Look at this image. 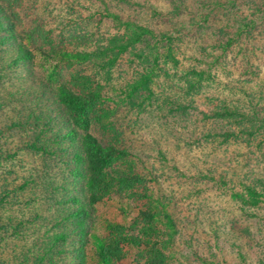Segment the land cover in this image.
<instances>
[{
  "label": "rangeland",
  "instance_id": "rangeland-1",
  "mask_svg": "<svg viewBox=\"0 0 264 264\" xmlns=\"http://www.w3.org/2000/svg\"><path fill=\"white\" fill-rule=\"evenodd\" d=\"M223 1L230 0H175L174 5L179 6L177 13L168 0H21L23 3H15L14 8L17 7L22 18L16 30L30 28L39 17L44 23L42 33L37 35V44L28 46L30 60L18 73L6 65L15 58L22 41L8 40L0 45V122L9 126L18 121L19 104L14 97L21 91L22 81H26L22 84L24 89L31 84L55 87L67 83L79 91L80 84L73 82L71 76L77 72L88 73L103 88L106 104L110 108L118 105L113 121L124 132L120 138L122 144L129 147L134 158L140 159V162L136 160V169L143 172L146 167L157 176L156 182L147 185L151 190L147 193L152 198H134L126 194L106 196L94 206L93 225L87 229L85 238L89 264H97L92 237L108 236L106 228L110 223L123 224L129 230L140 211L149 217L136 222L129 234L140 229L148 239L164 244L172 236L166 226L168 215L177 224L179 232L166 249V264H264V197L256 196L243 203L231 196L233 192H240L248 199L241 186L243 182L257 183L260 190H264V128L242 125L231 131L229 124L235 127L234 120L210 123L204 121L203 116L222 110V106L231 110L238 106L247 108L248 98L254 96V103L258 110L261 109L260 118L264 120V15L259 16L255 28L247 30L240 39L235 38L236 42L227 53H223L220 46L238 32L241 27L238 17L256 14L254 2L264 1L236 0V6L230 11L212 13L213 4ZM3 4L8 7L7 2ZM110 15L148 27L159 35L171 36L175 48L179 47L174 50L179 68L175 69L168 61L165 49L156 55L149 43L146 47L135 45V49L118 58L115 66L105 67L104 72L94 73L97 70L92 64L68 65L62 61V51L104 50L112 37H121L124 29L119 28ZM206 15H210L208 21H205ZM180 30L186 37L181 41L177 37ZM17 35L25 39L24 34L18 32ZM23 42L28 45L26 40ZM139 54L146 56V63L138 59ZM214 59L221 65H215ZM145 67H158L169 76L160 73V87L153 86L155 96L142 103L136 95L126 96L123 89L133 84ZM191 67L210 71L213 80L198 79L194 83L195 90L184 96L185 81L196 78L183 72ZM178 98L184 105L193 102L184 120L169 113ZM40 111L46 109L41 106L35 112L39 115ZM100 129L94 126L92 133L114 143L108 129L104 134ZM229 132L231 136L226 140L225 134ZM7 134L11 140H19L21 136V132L13 129ZM29 135L23 132L24 140ZM15 162L17 171L23 174L13 177L14 186L24 183L22 180L27 179L32 167H37L39 158L19 153ZM3 173L0 168V179ZM219 181H224L225 187H220ZM58 186L61 183L58 182ZM134 191L144 193L141 187ZM28 193V190L20 193L24 205L29 201L31 193ZM59 199L60 194L57 201ZM257 199L258 205H253ZM45 205L43 200L33 204L34 209L42 211V217H46ZM5 211L14 217L25 213L23 207L18 209L15 205L3 208L2 213ZM29 213L25 221L39 212ZM25 227L29 229L30 226ZM25 233L27 236L18 235L17 256L22 245L27 243V237L33 239L42 232L27 230ZM122 246L124 254L119 264H134L135 259L143 264L149 259ZM4 257L11 261L8 264L16 261H12L11 256Z\"/></svg>",
  "mask_w": 264,
  "mask_h": 264
},
{
  "label": "trees",
  "instance_id": "trees-1",
  "mask_svg": "<svg viewBox=\"0 0 264 264\" xmlns=\"http://www.w3.org/2000/svg\"><path fill=\"white\" fill-rule=\"evenodd\" d=\"M168 1L174 5L175 0ZM4 2H7L8 7L4 6ZM16 2L23 3L21 0H0V45L8 40L22 41L15 58H12L9 63L6 62V66L10 67L15 74L19 69L22 70L30 60L31 51L28 46L33 47L37 44V35L42 33L44 23V19L39 17L33 21L30 28L26 30L21 28L22 31L16 30L22 20L20 13L16 10L17 7L14 8ZM235 6L236 0H230L227 3L226 1L216 2L211 10L212 13L221 10L226 13ZM254 6L256 14L245 18L238 17L241 27H238V32L229 38L225 45H220L223 53H227L226 51L236 42V39L247 34V30L258 25L259 16L264 15V3L254 2ZM173 11L177 13L179 6L174 5ZM110 16L119 28L124 29L121 37H112L109 40L111 46L109 45L104 50L97 48L91 52L74 49L62 51L60 57L62 61L68 65L92 64L93 69L97 70H93L94 73H97L103 71L105 67L109 69V66H115L118 58L126 51L135 49V45L140 44L146 47L149 43L152 44L156 55L161 49H165L168 52V61L175 69L179 68L180 63L174 52L179 47L175 48L171 36L159 35L135 22L122 21L117 15ZM209 17L210 15H206L205 21H208ZM182 29H184L183 26ZM16 31L24 34L25 39H20ZM181 31L177 32L180 41L186 38ZM3 34L6 35L2 36ZM24 40L28 45L23 42ZM38 49L44 53L39 47ZM45 56L48 58L46 54ZM137 57L147 62L145 55L139 54ZM213 62L215 65L216 63L218 66L221 65L217 59ZM14 66L18 68L15 70ZM56 68L55 66L54 69ZM183 72L188 77H196L194 80L187 78L185 81L182 86L184 96L195 90L194 83L198 79L213 80V76L207 70L197 71L191 67ZM82 73L77 72L71 76L73 82L80 84L77 87L79 91H75L67 83L58 84L55 87L47 84L36 86L31 84V87L24 89L22 84L26 81H22L21 91H18V95L14 97L19 104L18 121H13L9 126L0 122V168L4 170L0 179V264L11 262L9 259L4 260L6 259L4 256L7 258L11 256L12 261L16 260V264H89L86 250L88 243L85 238L87 229L93 225L94 206L102 202L106 196L119 197L126 194L134 198H152L147 193H151L147 185L156 182L157 176L146 167V172L136 169V160L140 162V159L134 158L129 147L122 144L120 138L124 136V132L113 121L118 105L114 104L115 107L110 108L106 104L103 88L93 81V76ZM160 73H163L165 77L169 76L158 67L143 68L138 73L140 77L123 89V92L130 98L134 95L138 96L142 103L151 101L155 96L153 86L160 87L158 82ZM255 100L254 96L248 98L247 108L238 106L231 110L228 106H222L220 111L203 115L204 121L209 120L211 123L219 120H234L235 127H232V123L229 124L231 131L242 125L264 128L261 124H264V120L260 118L259 113L261 109L258 110L257 103H254ZM174 102L176 105L174 108L171 107L169 113L184 120L185 116H189V110L192 109L189 106L193 102L184 105L180 98ZM41 106L46 111H40L37 115L35 111L40 110ZM94 126L101 127L103 134V131L108 129L107 131L113 136L114 143L106 142L94 135L92 133ZM10 129L21 132L19 140L9 138L7 132ZM23 132L30 134L26 140L23 138ZM229 136H231L230 132L225 134V139L228 140ZM19 153L38 157L39 163L36 168L32 167L28 172L29 176L22 180L23 184L14 186L13 177L16 178L19 174H23L22 171H17L15 165V158ZM58 182L61 186H58ZM219 183L220 187L226 185L224 181H219ZM241 186L248 199L239 194L240 192H233L231 196L243 203L254 197L257 198L256 196L259 199L264 197V190H260L257 183L243 182ZM136 187H141L144 193L134 191ZM27 190L31 195L28 203L24 205L20 201V193ZM58 194H60V199L57 201ZM38 200H43L46 204V217L41 216L40 209L33 207L35 201ZM12 205L18 209L23 207L25 213L22 212L20 216L16 214L15 217L7 214V211L2 213L3 208H11ZM253 205H258V199ZM161 209L165 211L163 207ZM32 211L39 213L36 217L25 221V215ZM146 217H149L146 212H138L129 230L134 229L136 222ZM166 220L168 222L166 226L172 236L164 244L148 239L140 229L139 232L129 234V230L123 224H108L106 228L109 232L108 236L92 237L97 264H119L124 254L122 245L138 251L145 259L149 258L143 264H166V259H168L166 249L179 232L177 224L170 215ZM27 224L30 226L29 229L25 227ZM27 230L42 233H37L33 239L27 237L25 240L27 243L22 245L21 253L17 256L19 236L22 234L24 237ZM134 264L142 263L135 259Z\"/></svg>",
  "mask_w": 264,
  "mask_h": 264
}]
</instances>
